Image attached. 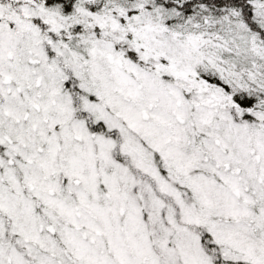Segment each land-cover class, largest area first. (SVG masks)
Returning a JSON list of instances; mask_svg holds the SVG:
<instances>
[{"label": "snow or ice", "instance_id": "snow-or-ice-1", "mask_svg": "<svg viewBox=\"0 0 264 264\" xmlns=\"http://www.w3.org/2000/svg\"><path fill=\"white\" fill-rule=\"evenodd\" d=\"M0 264H264V0H0Z\"/></svg>", "mask_w": 264, "mask_h": 264}]
</instances>
